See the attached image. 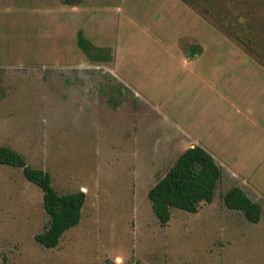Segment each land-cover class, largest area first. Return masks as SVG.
<instances>
[{"label":"rangeland","instance_id":"obj_1","mask_svg":"<svg viewBox=\"0 0 264 264\" xmlns=\"http://www.w3.org/2000/svg\"><path fill=\"white\" fill-rule=\"evenodd\" d=\"M59 2L0 0V146L49 173L59 194L83 192L81 219L41 246V190L0 165V264H264V158L243 185L261 207L256 224L224 206V184L165 226L147 197L181 154L158 143L164 116L205 118L207 102L221 119L242 99L264 106V0H83L78 13ZM80 26L92 45L117 46V71L61 53L80 52ZM204 81L236 106L204 96Z\"/></svg>","mask_w":264,"mask_h":264},{"label":"trees","instance_id":"obj_2","mask_svg":"<svg viewBox=\"0 0 264 264\" xmlns=\"http://www.w3.org/2000/svg\"><path fill=\"white\" fill-rule=\"evenodd\" d=\"M83 0H60L65 6H76ZM77 46L92 62H110L111 50L92 45L81 31L77 35ZM0 165L21 169L24 178L42 192V207L48 216L44 230L34 236L45 248H54L62 235L76 226L81 219L85 194L81 191L59 194L52 186L46 171L28 165L19 153L6 146H0ZM222 178V170L213 157L202 147L186 149L175 160L173 166L148 191L150 208L161 226L172 217L173 210L196 213L202 204H211ZM224 206L241 212L251 223H258L261 217L260 205L246 193L232 187L222 196Z\"/></svg>","mask_w":264,"mask_h":264},{"label":"crops","instance_id":"obj_3","mask_svg":"<svg viewBox=\"0 0 264 264\" xmlns=\"http://www.w3.org/2000/svg\"><path fill=\"white\" fill-rule=\"evenodd\" d=\"M59 8L60 10L69 9L70 11L77 13L83 9L82 3L76 6H65L61 2H59ZM75 30L77 31V35L79 30L82 32L83 36L85 35L81 26L76 27ZM110 49L111 61L109 71L113 73V70L117 71L119 68L120 52L117 46L111 45ZM68 50L69 51H61V53L64 56L71 55L70 60L73 62L82 63L87 61V56L81 50L79 53L73 51L71 48H68ZM50 52L54 53V49L50 50ZM52 62L53 64L61 65L60 62L55 60ZM64 67L65 66L62 65L60 68ZM204 82L207 86L203 89L204 96L207 95V93L209 95L213 92L218 96H221L229 106L233 108L236 106V104L230 102L228 98L222 96V90L216 88L208 81ZM240 95L246 96L245 90L239 92V96ZM248 102L249 101L242 99L241 106L236 110L237 115L235 116L237 117L229 118L228 116H225L223 119L215 117L213 109L216 105L210 102L201 106L205 109L203 115L205 118H199L196 116L188 120L187 117L179 118L181 115L176 114V117H174L175 120H172L168 116H164V120L166 121L164 125L173 127L174 130L164 126V134L160 140L158 139V143L163 145L165 151L176 150L180 153L190 147H202L213 157L214 161L222 170V178L218 186L224 184L225 187H229L228 189L238 187L245 192L243 185L248 184L247 180L256 170L258 163L264 158V150H262V147L260 146L256 149V145L264 143V138L262 137L261 139L259 133H256L255 131V128H259L260 131L262 130V132H264V106H261V111H257L256 113L254 108H252V105L248 106V104H253V102ZM239 113H242L241 117L243 119L241 122H239L238 118ZM249 126L251 127L250 139L244 144L242 140L245 141L247 139L245 134L249 129ZM184 127L187 128L186 131ZM240 144L243 145L240 146ZM249 146L251 147L249 148Z\"/></svg>","mask_w":264,"mask_h":264}]
</instances>
